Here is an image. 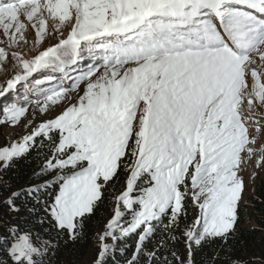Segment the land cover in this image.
<instances>
[{
    "label": "snow or ice",
    "instance_id": "obj_1",
    "mask_svg": "<svg viewBox=\"0 0 264 264\" xmlns=\"http://www.w3.org/2000/svg\"><path fill=\"white\" fill-rule=\"evenodd\" d=\"M0 101V264H264V0H0Z\"/></svg>",
    "mask_w": 264,
    "mask_h": 264
},
{
    "label": "trees",
    "instance_id": "obj_2",
    "mask_svg": "<svg viewBox=\"0 0 264 264\" xmlns=\"http://www.w3.org/2000/svg\"><path fill=\"white\" fill-rule=\"evenodd\" d=\"M3 133V130H0V137ZM21 168L27 172V169L24 168L23 164L21 165ZM260 184L257 185V189L259 191ZM109 205L107 203L102 206L98 212L97 215L92 217V219L89 221L88 225V234L89 237H93L96 232H98L105 224L106 218L108 216V209ZM135 237H132L126 241L128 245L134 244ZM94 249L95 253V248L93 244V240L89 239V241L81 246L80 249V257L82 260H85V258L88 256L89 252ZM124 256L122 255L121 251H116L114 254H109L106 258V264H123Z\"/></svg>",
    "mask_w": 264,
    "mask_h": 264
},
{
    "label": "rangeland",
    "instance_id": "obj_3",
    "mask_svg": "<svg viewBox=\"0 0 264 264\" xmlns=\"http://www.w3.org/2000/svg\"><path fill=\"white\" fill-rule=\"evenodd\" d=\"M84 63L86 64V63H88V61H85ZM82 66H83V65H82ZM2 103H7V101H0V104H2ZM8 131H10V129H3V133H4V132H8ZM3 133H2V135H1V137H0V144L4 143V136H3ZM257 185H259V182H258ZM103 227H104V226H103ZM103 227H102L100 230H102ZM100 230H99V231H100ZM93 255H94V249L91 250V251L89 252L88 256L85 258L84 261H90Z\"/></svg>",
    "mask_w": 264,
    "mask_h": 264
}]
</instances>
